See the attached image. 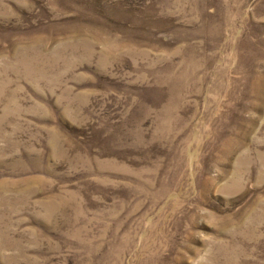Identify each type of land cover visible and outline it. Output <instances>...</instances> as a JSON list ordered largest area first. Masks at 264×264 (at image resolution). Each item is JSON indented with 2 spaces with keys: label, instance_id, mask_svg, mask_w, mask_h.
Here are the masks:
<instances>
[{
  "label": "rangeland",
  "instance_id": "1",
  "mask_svg": "<svg viewBox=\"0 0 264 264\" xmlns=\"http://www.w3.org/2000/svg\"><path fill=\"white\" fill-rule=\"evenodd\" d=\"M0 264H264V0H0Z\"/></svg>",
  "mask_w": 264,
  "mask_h": 264
}]
</instances>
